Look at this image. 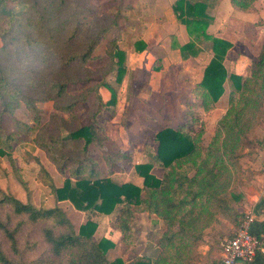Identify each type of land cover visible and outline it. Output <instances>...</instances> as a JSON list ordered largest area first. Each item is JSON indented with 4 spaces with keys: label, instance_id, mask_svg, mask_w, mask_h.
Segmentation results:
<instances>
[{
    "label": "rangeland",
    "instance_id": "374dc122",
    "mask_svg": "<svg viewBox=\"0 0 264 264\" xmlns=\"http://www.w3.org/2000/svg\"><path fill=\"white\" fill-rule=\"evenodd\" d=\"M80 2L88 10L82 12L83 26L79 36L70 40L74 24L67 21L66 16ZM259 6L264 10V0H260ZM22 11V16L28 21L21 33L15 36L19 39V47L9 43L3 48L6 44L0 36V65L26 94L13 112L1 113L0 108L4 131L15 136L10 156L0 154L1 188L38 208L60 206L76 230L91 217L98 224L96 236L114 242L108 250L110 259L121 257L131 263L140 256H151L159 258L157 264H219L223 238L225 234H233L236 228L217 229L210 235L202 233L197 237L182 233L163 244L162 238L173 236L176 230H180V225L169 226L163 220L152 223L145 215L149 214L151 218L153 214L145 211L144 215H139L142 225L138 224L135 229L136 242L127 245L116 224L118 208L112 213L89 214L75 208L69 200H57L48 185L50 176L57 186H62L67 178L75 180L72 171L76 165L67 167L62 173L59 164L40 143L50 134L65 135L78 125L87 123L89 115L98 108L99 98L108 100L112 97L113 91L106 86L110 84L116 89L115 114L103 123L104 129L99 132L102 144L89 145L96 162L94 178L110 177L119 183L132 182L142 186L144 178L137 172L136 165L146 162L147 156L142 154L144 145L153 143L161 129L177 128L181 122L184 123L191 108L192 112L196 109L199 122L205 129L201 140L204 155L199 161L206 160L210 167L213 166L212 173L207 174L204 170L201 177L213 183L215 192L224 198L252 190L257 175L264 171V31L260 33L256 27L263 24L261 19L235 29V48L230 52V60L241 58L251 65L248 73L241 75L247 79L245 89L238 92L233 100L240 115L236 122H231L235 125L229 134L228 127H224L221 133L218 128L220 118L231 106L230 80L225 82V92L219 98L222 105L216 110V104L205 111L196 106L199 102L196 97L189 98L190 94H195L204 67L211 59L212 44L198 39L194 49L200 50L197 59L185 66L178 63L177 55L171 52L168 65L163 57L167 47L177 48L179 41L174 39L175 29L170 25L162 27L163 23L160 33L146 36L144 31H149V25L152 31L155 28L151 25L153 22H163L159 20L161 16L153 12L150 0H66L64 6L59 0H24ZM5 21L6 17L0 10V28ZM104 27L108 30L88 61L61 65L66 54L83 50L88 40ZM25 34L39 41L33 49L34 59L25 56L28 51ZM114 38L119 48L125 51L126 72L121 80L117 77V59L114 58L113 62L110 56ZM139 41L145 44L142 50H137ZM148 45L151 49L146 51ZM261 59L262 63L257 66ZM57 80L69 81L61 96H56L55 88L50 85L51 81ZM69 102H75L74 107L69 111L63 110L62 107ZM181 105L186 106L182 111ZM201 128L198 123L193 129L197 132ZM223 138L225 147L221 146ZM83 145V140H74L57 150L60 154L80 158ZM218 148L220 152L216 151ZM10 157L14 159L15 166ZM153 168L151 172L159 178ZM0 218L7 222L10 220L11 226L23 221L18 234L23 250L20 258L12 252L9 241L0 230V242L18 264L66 262L65 256L55 255L46 242L43 234L45 222L32 223L14 214L7 204L0 205ZM187 219L186 227H193V218ZM198 223L205 224L207 220Z\"/></svg>",
    "mask_w": 264,
    "mask_h": 264
},
{
    "label": "trees",
    "instance_id": "16d2710c",
    "mask_svg": "<svg viewBox=\"0 0 264 264\" xmlns=\"http://www.w3.org/2000/svg\"><path fill=\"white\" fill-rule=\"evenodd\" d=\"M232 3L241 8L248 9L252 7L255 0H231ZM62 6L66 0H59ZM24 0H0V10L6 17L5 23L0 28V36L6 44L14 43L19 47V39L15 36L21 33L23 26H27V17L22 16ZM210 0H176L173 9L177 13L178 19L187 25L188 32L193 39L181 47L183 55L194 53L196 40L204 39L212 41L213 55L203 70V76L194 90L197 97L196 106L202 107L205 111L214 108L216 102L225 92V82L230 80V103L231 106L219 120V133L224 127H228V133H232L234 125L239 118V108L233 105V100L238 92L245 89L247 79L236 73H229L224 60L227 52L233 46V43L223 37L215 36L207 32V28L213 20L210 13ZM82 2L74 8L70 15L66 16L67 21H73L74 29L69 34L70 40L79 36L82 25V12L88 10ZM80 7H83L80 10ZM20 9V10H19ZM75 18V19H74ZM70 22V23H71ZM108 28H102L96 36H92L86 43V47L80 51H74L66 54L61 59V65L70 66L74 63H85L88 61L97 46L104 37ZM26 35V34H25ZM28 39L25 56L34 59L33 49L39 44V41L30 35L25 36ZM110 56L116 58L117 77L121 80L126 72L124 64L125 51L119 48L116 39L112 40ZM138 44V45H137ZM137 50H142L145 44L140 41L136 43ZM17 49V48H16ZM262 59L256 63L260 65ZM68 80L51 81V87L55 88L56 96H61L68 85ZM112 91V97L108 100L99 98V104L96 111L89 115V121L78 125L76 128L64 134H50L47 139L40 143L45 148L53 161L59 164V170L63 173L69 166H74L72 175L75 180L67 178L62 186H57L52 176H50L48 185L57 200H69L75 208L89 214L112 213L117 208L116 224L122 232V240L127 245H133L136 242L135 229L136 217L140 212H149L156 214L169 226L180 225V230H176L173 236H165L162 243L165 244L176 236L185 233V235L200 236L192 233L193 229L186 227L187 216L192 214V206L199 194L208 191V180L201 177V172L212 173L213 166L210 167L206 160L199 159L204 155L201 140L204 134V124L199 122L198 114L192 112L191 108L187 114L185 122L179 127H165L156 133L153 143L146 144L143 152L148 157V161L136 165L137 172L144 178L142 186L132 182L119 183L110 177L94 178L96 172V162L93 159L89 145L91 143L102 144L99 132L104 129L103 123L109 120L115 114L114 105L116 104V89L106 84ZM25 91L14 83L12 77H9L4 66L0 65V108L1 113L13 112L23 99ZM75 105V102H69L62 107L69 111ZM194 110V109H193ZM238 113V114H237ZM201 125V129L195 132L193 129L196 124ZM216 137V136H215ZM15 136L4 131L0 122V154H9L13 147ZM74 140H83L82 156L75 158L73 156L60 154L57 148H63ZM225 138L222 145L225 147ZM220 152V148L216 150ZM206 157V156H204ZM11 158L13 166L14 159ZM221 159V158H220ZM208 161V160H207ZM223 162V160H221ZM155 166L164 169L161 178L156 177L151 170ZM208 171V172H207ZM231 198L241 199L240 194H231ZM215 206L218 207L223 215H227L237 225L243 217L228 203L227 197H215ZM10 205L14 214L23 216L32 223L40 221L45 222L43 234L51 251L57 256H65L66 262L60 264H157L159 258L151 256H140L134 262L128 263L123 258L117 257L110 259L108 250L114 246V242L106 237H97V222L91 217L82 223L78 230L69 216L60 206L49 208H38L31 202H23L12 194L4 191L0 186V205ZM183 212V213H182ZM181 216V219H179ZM23 221L19 220L11 226V221H4L0 218V230L9 241L10 249L19 258L23 255L20 246L18 234L21 230ZM190 229V230H189ZM0 264H18L4 249L0 242Z\"/></svg>",
    "mask_w": 264,
    "mask_h": 264
},
{
    "label": "crops",
    "instance_id": "0c3cea01",
    "mask_svg": "<svg viewBox=\"0 0 264 264\" xmlns=\"http://www.w3.org/2000/svg\"><path fill=\"white\" fill-rule=\"evenodd\" d=\"M150 1L153 4V12H157L159 16H161L159 20L160 21L162 20L163 22H159V23L153 22L151 25L155 28H153L152 31H150V25H149L148 27L149 31H147L146 29L144 33L146 34V36H149L150 34H154L156 36L157 33H160L162 31V27H167L169 25L172 26L175 29L174 39L175 41L176 40L179 41V45H177V48H172V45L170 47L168 45L167 52H165L166 55L163 56L164 60L167 62L168 65H170L169 60L170 58H172L170 56V53L172 52L175 55H177L176 59L178 63L188 66V63L190 61L198 58L200 54V50L194 51V53H187L186 55H182L181 46L189 42L191 39H193V37L190 36L187 25L184 24L181 20L177 19V14L173 9L176 0H150ZM210 3L211 4L209 6V10L210 13L213 15V20L207 28V32L209 34L226 38L230 40L233 44H235V39H236L235 29H238L241 24L250 25L251 22L260 19L263 24L258 25L256 27L258 28V32L262 33V31H264V10H260V6H259L260 0H255L254 5L248 9H241L235 6L231 0H210ZM173 18L174 20H172ZM165 19L168 22L170 21L169 24L166 23L167 21L165 22ZM161 23H163L162 27H160ZM146 36H143L142 38L147 40ZM206 42L208 43V45L212 44L211 42L208 41ZM210 47H211L210 48L211 51L210 58H211L213 55V51H212V46ZM234 48L235 45H233L227 52L226 58L224 60L225 66L229 73L246 75L249 71L251 64L245 62L241 58H237L235 61L232 62L229 56L231 50H233ZM150 49L151 46L148 45L146 51H149ZM195 97H196L195 94H190L189 96L190 100ZM195 99H197V97ZM221 102L222 101L219 100L216 103L217 107L215 108V110L218 109L220 105H222L220 104ZM181 107H182L181 108L182 111V109H185L186 106L181 105ZM142 154L143 156H145L143 150H142ZM146 161H147V157H146ZM153 172L157 174L159 178H161L163 176L164 169L160 166H155L153 168ZM257 176H258L257 180L255 181L252 190H248V191L245 190V193L243 195L240 194L241 199L228 198V203L231 208L233 207L238 213H241L243 215L244 212L249 208H254L257 214V221L253 229L262 237L264 242V171L262 173H259ZM137 181H140L139 178ZM209 186L211 187L207 189L208 191H205L203 194H199L200 196L197 197L194 204L187 208V211H189L193 207L192 214L188 215L187 218L190 217L193 218L194 226L189 228L193 229L192 233L199 235H201L202 233L205 235H210L211 233L215 232L217 229L228 228V227H232L234 230L238 224L236 225L232 221V219L227 215L226 216L223 215L222 211L218 207H214L215 197L217 198L222 196L218 195L217 192H215L214 190L215 188H213L215 185L213 186V183H209ZM141 214L144 215L145 211L137 214L136 227L138 226V224L142 225V222L139 217V215ZM145 218L150 219L152 223H160V221L162 220L159 216H156L155 214H153L151 218H149V214H147L145 215ZM200 220L201 221L207 220V223L205 224L198 223L200 222ZM233 230L231 231V233L233 232ZM228 235L229 234L227 235L225 234V237L223 239L228 237ZM237 264H264V253L258 254L253 262L238 261Z\"/></svg>",
    "mask_w": 264,
    "mask_h": 264
},
{
    "label": "built area",
    "instance_id": "2783aa9c",
    "mask_svg": "<svg viewBox=\"0 0 264 264\" xmlns=\"http://www.w3.org/2000/svg\"><path fill=\"white\" fill-rule=\"evenodd\" d=\"M256 221L257 214L254 208L244 212L234 233L223 241L219 264L253 262L258 254L264 253L263 239L253 229Z\"/></svg>",
    "mask_w": 264,
    "mask_h": 264
}]
</instances>
